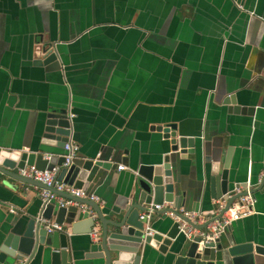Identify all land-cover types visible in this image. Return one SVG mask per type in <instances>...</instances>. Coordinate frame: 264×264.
I'll return each mask as SVG.
<instances>
[{"label": "crops", "instance_id": "crops-1", "mask_svg": "<svg viewBox=\"0 0 264 264\" xmlns=\"http://www.w3.org/2000/svg\"><path fill=\"white\" fill-rule=\"evenodd\" d=\"M51 110L72 119L75 163L109 164L89 189L104 207L130 196L141 162L168 154L156 126L176 124L203 141L196 163L174 169L175 184L186 195L180 211L217 218L225 200L211 199L210 179L228 153L231 180L250 187L264 178V0H0V150L64 154L43 144ZM40 191L0 178V247L17 223L41 212ZM255 198L254 213L223 238L264 247V189ZM88 222L75 235L63 225L81 257L94 247ZM173 223L156 220L154 232ZM149 251L142 264H166L159 249ZM29 264L45 263L37 253Z\"/></svg>", "mask_w": 264, "mask_h": 264}, {"label": "water", "instance_id": "water-1", "mask_svg": "<svg viewBox=\"0 0 264 264\" xmlns=\"http://www.w3.org/2000/svg\"><path fill=\"white\" fill-rule=\"evenodd\" d=\"M48 57L47 61H50L54 54ZM230 99L233 105H237L234 96ZM72 128L73 122L66 110H51L46 117L43 144L65 147L71 139ZM155 129L164 133L170 150L166 156L154 163H140L127 185L130 189L129 197L120 198L114 206L107 207L98 202L76 198L77 202L91 207V210L76 206L59 207L54 202L45 205L42 203L41 212L36 217L20 221L14 232L6 237L0 247V264H29L37 253L45 264H142L143 259L147 262L150 257L149 247L159 249L165 256L166 264H255L256 256H264L263 246L241 241L236 236L223 238L234 222L224 229L215 242L202 244L204 236L193 232L189 239L181 231L180 224L166 215L174 212L193 230L204 233L208 231L207 226L214 219L195 225L181 215L180 210L184 206L186 195L178 194L174 177V169H181L188 160L196 163L208 145L203 141L198 143L196 138L182 135L176 124L156 126ZM66 154L65 150L64 154L52 155L47 159V152L44 150H0V178H10L45 188L41 183L21 176L20 170L31 166L43 171L59 167L60 180L75 189L93 194L89 190L90 185L104 177V170L109 168V164L101 160H86L78 164L74 160L70 167H63ZM230 165L228 153L222 173L213 174L210 179L211 199L225 200L226 208L246 195L248 188L246 183L230 179ZM249 184L255 198V194L264 189V178L258 184ZM240 189L243 191L237 192ZM165 203L173 207L158 211L157 217L149 225L140 220V213L146 211L150 205ZM196 211H200L199 208ZM11 212L17 214V210L11 209ZM54 213L55 223L62 226L65 223L72 225V235L77 234L76 225L79 222L89 221L86 225L90 224V228L86 233L94 234L93 251L81 257L70 250L71 236L67 230L49 233L41 219L51 221ZM168 218L174 223L167 232H154L155 221Z\"/></svg>", "mask_w": 264, "mask_h": 264}, {"label": "built area", "instance_id": "built-area-1", "mask_svg": "<svg viewBox=\"0 0 264 264\" xmlns=\"http://www.w3.org/2000/svg\"><path fill=\"white\" fill-rule=\"evenodd\" d=\"M65 150L67 151V154L65 156L66 161L63 164V167H70L77 157L79 146L76 143L70 142L65 145ZM118 169L124 170L125 167L121 165L118 167ZM60 170L61 168L55 167L52 170L43 171L37 169L35 166H31L20 170V174L23 177L32 179L45 186V188H41L40 191V197L45 204L54 202L59 207L76 206L84 210H91V207L77 202L76 198L87 199L99 203V199L94 194H88L84 190L75 189L73 186L60 180ZM237 192L242 191L237 190ZM226 206V201L217 202V208L213 215L215 217H220L214 219V221L207 226L208 231L206 233L200 230H193L187 223L183 221L182 217L178 216L174 212H168L166 215L172 217L180 224L181 231L185 232L189 239L191 238V234L193 232L204 236L205 240L202 242V244H204L212 241L215 242L226 227L230 226L233 222L246 218L254 213L255 199L251 194V188L248 187L246 195L235 200L230 207L226 208ZM169 208L171 207L166 206L165 204L155 206L150 205L146 211L140 213V220L149 225L151 221L157 217L158 211H164ZM180 212L183 217L190 219L195 225H201L208 219L205 216L194 215L190 212ZM41 221L44 223L45 229L49 233L55 231H64V227L55 223L54 221L52 222L45 219H41Z\"/></svg>", "mask_w": 264, "mask_h": 264}]
</instances>
